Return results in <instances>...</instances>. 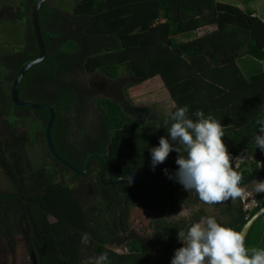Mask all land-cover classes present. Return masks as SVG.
Instances as JSON below:
<instances>
[{
    "label": "trees",
    "instance_id": "16d2710c",
    "mask_svg": "<svg viewBox=\"0 0 264 264\" xmlns=\"http://www.w3.org/2000/svg\"><path fill=\"white\" fill-rule=\"evenodd\" d=\"M37 1L21 0L0 10V27L22 30L18 47L0 52V99H10L14 123L6 122V136L0 138V170L16 189L0 191V202L18 204L20 234L37 264H92L105 252L108 264H171L184 246L179 232L186 234L203 217L241 232L264 207V195L253 211H245L241 201L205 204L165 174L167 169L175 176L179 153L173 151L153 170L150 149L168 137L174 111L187 106L193 120L202 110L221 123L233 167L241 155L264 152L254 143L264 126V71L247 78L238 65L242 57L264 63V21L251 8L219 0H74L70 12L50 0L40 11L47 57L26 74L19 98L56 113L55 150L81 173L48 150L69 181L61 185L47 170L26 175L11 161L30 143L18 127H30L36 138L46 140L50 119L49 112L19 108L12 100L20 71L40 55L32 21ZM210 27L215 30L193 40H177ZM96 75L128 79L124 100L102 96L89 80ZM146 104H156L161 114L149 113L143 123L129 111ZM258 168H237L241 188L255 182ZM122 181L135 188L118 184ZM201 205L219 214L201 209L190 219L169 220L187 206ZM137 211L152 219L136 227ZM128 244L138 250L112 249ZM246 248L249 255L264 249V217L252 228Z\"/></svg>",
    "mask_w": 264,
    "mask_h": 264
},
{
    "label": "clouds",
    "instance_id": "9594fccd",
    "mask_svg": "<svg viewBox=\"0 0 264 264\" xmlns=\"http://www.w3.org/2000/svg\"><path fill=\"white\" fill-rule=\"evenodd\" d=\"M187 106L179 107L171 116L168 137H161L159 146L150 149L153 170L166 162L170 153H179V166L174 179L188 191H195L200 201L208 205L235 200L243 193L238 164L225 143L223 126L202 110L195 112L196 120L188 116ZM255 147L264 151V126L255 137ZM186 153V155L182 154ZM134 180V179H132ZM257 193L264 192V182H258ZM183 247L177 249L171 264H264V249H253L251 255L245 246L244 233L222 226L214 217H203L193 223L187 233L179 232ZM87 243L88 236H83ZM108 254L94 258L92 264H108Z\"/></svg>",
    "mask_w": 264,
    "mask_h": 264
},
{
    "label": "rangeland",
    "instance_id": "374dc122",
    "mask_svg": "<svg viewBox=\"0 0 264 264\" xmlns=\"http://www.w3.org/2000/svg\"><path fill=\"white\" fill-rule=\"evenodd\" d=\"M21 0H0V10L3 6L17 5ZM220 2L239 5L243 10L247 8H254L256 13L264 18V0H254V3L245 4L246 0H219ZM74 0H52V4L58 6L61 10L70 12ZM212 29V27H211ZM203 30V29H202ZM215 30H204V33ZM21 28L17 26H3L0 27V52L7 51L18 47L20 44ZM200 34V35H198ZM202 36L199 31L184 34L177 37L179 43H184ZM122 71V70H121ZM256 72L255 74H257ZM254 74V75H255ZM92 85L99 90L102 96L115 98L116 100L123 101L126 85L128 79L112 80L104 75L89 76ZM10 99L6 96L0 99V138L6 136L5 128L6 122L11 125L14 124L10 121L9 114L11 111ZM142 108H132L130 113L135 116L139 121H145L149 113H156V104H146ZM163 115V114H162ZM144 123V122H143ZM18 130L26 132L30 136V143L24 150L19 152L15 158L11 159L12 163L16 166L17 170L23 171L26 175L33 171L47 170L51 175V179L61 185H67L69 181L64 176L65 171L62 166L57 165L49 156L48 148L45 139H38L35 137L34 130L27 126H20ZM237 164L241 166L245 164V168L252 172V166L258 165V175L253 184L244 187L243 193L235 200L229 199L228 201L220 203L225 205L227 203H237L241 201L245 211H253L259 204V195H264V192L257 193L256 187L258 182H264V152L258 154L256 152L246 153L237 159ZM0 191L5 193H15L16 189L7 177V175L0 170ZM204 209L207 215L215 216L219 214V210L210 206H187L182 209L177 215L169 218L172 221H179L182 219H190L194 214ZM152 216L148 213L137 211L134 214V225L142 227L146 225ZM114 251L118 253L135 252L138 248L134 245L128 244L123 247H113ZM0 264H37V255L31 252L25 245L24 239L20 234L19 228V207L16 202L7 204L0 202Z\"/></svg>",
    "mask_w": 264,
    "mask_h": 264
},
{
    "label": "water",
    "instance_id": "95a60500",
    "mask_svg": "<svg viewBox=\"0 0 264 264\" xmlns=\"http://www.w3.org/2000/svg\"><path fill=\"white\" fill-rule=\"evenodd\" d=\"M49 2H50V0H38L33 7L32 21H33V26H34V31H35L37 43H38L39 50H40V55L36 61L26 65L20 71V73H19V75H18V77L14 83V86H13L12 100H13V103L19 108H30V109H34V110L47 111L50 113V119H49L47 129H46V142H47L48 150H49L50 154L52 155V157L54 159H56L58 162H60L63 166H65L66 168L70 169L71 171L77 173L78 175H81V173H79L74 167H72L63 158H61L55 150L53 140H52V130H53V127H54V124L56 121L55 111L49 107H44V106L31 104V103H24L19 98L20 87H21V84H22L23 79L25 78L26 74L31 69L40 66L46 60V57H47L46 45L44 42V38H43L42 30H41V25H40V11H41L42 7L45 6ZM118 184H126L132 188H135L134 183H132L130 181H122V182H119ZM263 217H264V207L260 211H258L247 222V224L242 229L241 232L244 233V236H245V246H246V242H247L248 236H249L252 228Z\"/></svg>",
    "mask_w": 264,
    "mask_h": 264
},
{
    "label": "crops",
    "instance_id": "0c3cea01",
    "mask_svg": "<svg viewBox=\"0 0 264 264\" xmlns=\"http://www.w3.org/2000/svg\"><path fill=\"white\" fill-rule=\"evenodd\" d=\"M235 6L240 7L239 5H235ZM251 9L256 13V11L254 10V8L251 7ZM256 15L260 19H262L264 21V18H261L257 13H256ZM214 28L215 27H212V29H214ZM212 29L210 27V28H206V29H203V30H199V32L201 33V35H203L204 34V30H212ZM198 35H200V34H198ZM238 65L240 66V68L242 69V71L244 72V74H245V76L247 78L252 77L256 72L260 73V72H263L264 71V63L257 62L255 60H252L249 57H242V58H240L238 60Z\"/></svg>",
    "mask_w": 264,
    "mask_h": 264
}]
</instances>
